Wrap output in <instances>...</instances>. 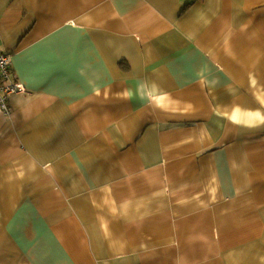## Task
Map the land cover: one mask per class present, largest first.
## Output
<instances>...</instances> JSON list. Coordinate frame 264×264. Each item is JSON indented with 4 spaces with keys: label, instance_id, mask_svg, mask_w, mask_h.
<instances>
[{
    "label": "crops",
    "instance_id": "crops-1",
    "mask_svg": "<svg viewBox=\"0 0 264 264\" xmlns=\"http://www.w3.org/2000/svg\"><path fill=\"white\" fill-rule=\"evenodd\" d=\"M0 264H264V0H0Z\"/></svg>",
    "mask_w": 264,
    "mask_h": 264
},
{
    "label": "built area",
    "instance_id": "built-area-1",
    "mask_svg": "<svg viewBox=\"0 0 264 264\" xmlns=\"http://www.w3.org/2000/svg\"><path fill=\"white\" fill-rule=\"evenodd\" d=\"M11 55L8 52L0 51V109L5 113H9L7 100L9 95L24 91L20 83L13 80L11 70Z\"/></svg>",
    "mask_w": 264,
    "mask_h": 264
}]
</instances>
